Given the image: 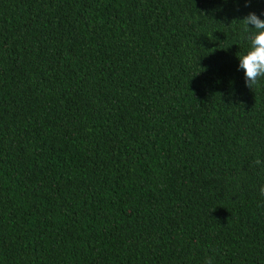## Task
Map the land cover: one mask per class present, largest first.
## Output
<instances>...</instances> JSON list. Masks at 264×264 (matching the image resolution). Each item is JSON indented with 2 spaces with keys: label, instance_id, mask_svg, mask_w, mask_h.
Returning <instances> with one entry per match:
<instances>
[{
  "label": "trees",
  "instance_id": "16d2710c",
  "mask_svg": "<svg viewBox=\"0 0 264 264\" xmlns=\"http://www.w3.org/2000/svg\"><path fill=\"white\" fill-rule=\"evenodd\" d=\"M264 0H0V264H264Z\"/></svg>",
  "mask_w": 264,
  "mask_h": 264
},
{
  "label": "clouds",
  "instance_id": "9594fccd",
  "mask_svg": "<svg viewBox=\"0 0 264 264\" xmlns=\"http://www.w3.org/2000/svg\"><path fill=\"white\" fill-rule=\"evenodd\" d=\"M239 20L247 45L243 52L237 54L238 69L244 73L245 85L252 88L264 80V14L250 11Z\"/></svg>",
  "mask_w": 264,
  "mask_h": 264
}]
</instances>
